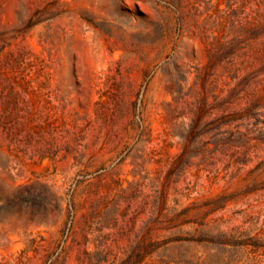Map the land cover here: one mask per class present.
I'll use <instances>...</instances> for the list:
<instances>
[{"label": "rangeland", "instance_id": "1", "mask_svg": "<svg viewBox=\"0 0 264 264\" xmlns=\"http://www.w3.org/2000/svg\"><path fill=\"white\" fill-rule=\"evenodd\" d=\"M0 264H264V0H0Z\"/></svg>", "mask_w": 264, "mask_h": 264}]
</instances>
